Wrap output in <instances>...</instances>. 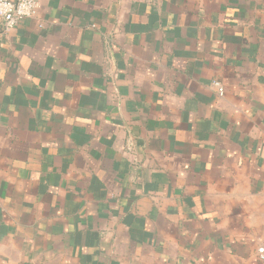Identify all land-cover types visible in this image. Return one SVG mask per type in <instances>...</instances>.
<instances>
[{
    "label": "crops",
    "instance_id": "crops-1",
    "mask_svg": "<svg viewBox=\"0 0 264 264\" xmlns=\"http://www.w3.org/2000/svg\"><path fill=\"white\" fill-rule=\"evenodd\" d=\"M38 1L0 21V264H262L264 0Z\"/></svg>",
    "mask_w": 264,
    "mask_h": 264
},
{
    "label": "built area",
    "instance_id": "built-area-1",
    "mask_svg": "<svg viewBox=\"0 0 264 264\" xmlns=\"http://www.w3.org/2000/svg\"><path fill=\"white\" fill-rule=\"evenodd\" d=\"M38 7V0H0V21L4 32L15 28L23 19L34 17ZM213 84L217 87L218 95H222L220 83L213 81ZM256 256L264 264V240L257 245Z\"/></svg>",
    "mask_w": 264,
    "mask_h": 264
}]
</instances>
